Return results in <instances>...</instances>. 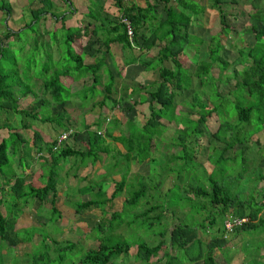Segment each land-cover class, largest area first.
<instances>
[{
	"label": "trees",
	"instance_id": "obj_1",
	"mask_svg": "<svg viewBox=\"0 0 264 264\" xmlns=\"http://www.w3.org/2000/svg\"><path fill=\"white\" fill-rule=\"evenodd\" d=\"M36 1L37 0H27L29 20L17 31L6 29L1 37L2 40H5L4 43L11 42L13 44V41L15 43L21 36H25L26 39H24L22 47L20 48V50H23L24 45L31 43L30 39H28V30L34 32L33 27H36L38 22L46 15L53 17V13L50 12L52 9L50 0H38L43 8L34 10L31 6L32 3ZM105 1L106 0H91V6L88 8V12L85 16L88 21L90 20L91 22L82 23L74 28L61 27L60 29H51L47 33V45L51 44L53 50H56L55 61H53L52 56H49L47 53V57L39 58L40 52L37 50L38 41L36 40V42L33 43V47L29 46L28 49H32L36 57L32 55V60L27 57L25 66L19 73L16 68V60L6 57V51L9 49H6L4 47L5 44H2L0 41V173L2 174V167H7L8 170V172H4L7 173L8 176H5L3 183L0 181V206H2L4 202V196H6V198L9 197L10 202H12L15 208L18 206V200L21 201V205H24L27 199L31 198L38 201V206H40V204L43 205L44 202H47V199H49L48 205L50 207L51 216H54L57 214L55 203L58 197L57 185L60 181L56 170H60H58V166L61 167V161L66 158H72L76 166H83L87 163L93 166L95 163L107 159L108 157L109 163L106 165L107 167L104 172L102 183L91 186L87 185L81 192H76L82 195L90 193L94 198V200H86L74 204L73 210L76 214L87 209L95 208L103 212L101 215L102 218L105 216L108 217L107 221H105L104 218L102 219V223L94 227L98 232L97 247L95 249H88L78 262L84 264H111V260L114 257L120 256L121 254L126 256L129 248L133 246V259L136 264H149L151 258H155L158 254L160 256L158 259H162L163 264H217L216 257L223 253L224 250L222 249L228 245L227 236L232 235L235 238L243 240V235L258 237L264 233V214L261 215L264 212V192L260 202L255 203L250 199H244L241 197L240 193L233 192L214 179L212 173L210 176H207L206 186L199 184L187 188V192L192 193L193 197L200 198L199 202H195L192 197H184L182 194L179 198L180 200L186 199L190 202L187 205L184 204L181 210L187 208L186 215L190 216V218L185 217V220H191V222L186 223L188 221H178V223L167 232V229H165V226L161 223V211L168 210L174 215V211L178 206L164 207L162 204L158 203L152 204L141 212L131 216L126 223V227H133L132 224L137 219H141L139 227L144 228L145 231H149V234L151 233L154 238H158V241L153 246H148L146 243L139 240L133 243L127 241L121 242L120 240L116 241L112 239V236H110L111 234L107 233L123 224L122 215L124 211L127 212V207L136 205L141 198L146 196L152 197L149 198V202H152L153 198H156L151 191H155L157 186L155 185L152 187L153 185H147L143 183V180H152L154 177H159L158 179L161 178L160 180L162 182L165 173H160L157 176L153 175V173H150L149 176L138 175L135 178L138 180V187L126 196L125 204H123L124 211L107 212L106 214L103 208L105 206L110 208L113 200L120 195L123 188H128L127 186H130L126 184V176L130 171V164L132 162L135 168L147 159L148 163L152 161L153 158H151L150 153L154 148V141L157 139L156 134H154L156 133L155 128L157 126L165 127L173 122H178V124L182 125V132L180 131L182 134L177 137L179 138V144L174 145V148L177 149L176 153L169 154L171 159L169 165H171L172 162L180 161L182 158L181 154L185 156L188 162L191 161L187 150L188 147L184 144L185 139L187 137L189 138L190 135L200 136L204 131L201 127H203L205 123V117L211 114L217 115L216 111L218 108L213 107L214 105L209 102V99L212 94L214 99L222 97L218 92V87L227 84L230 81V77L232 79L236 78L237 75H234L235 72H233L234 74L231 73V76L221 73L226 71L230 65H240L242 66V70L238 75L239 78L234 81L233 89L228 91L226 95L224 93V95H231L234 92L237 93L238 90H243L246 96L256 101V105L247 107L239 103L234 104L232 116L236 118L238 124L243 125L237 132H231L234 123L230 122L231 124H229L227 122H220L213 133H206V136L211 137L212 140L218 141V143L223 145L219 150V157L216 162L223 159L227 160L228 157H224L223 154L235 146L238 134L252 128L249 121L254 111L260 112L261 115L257 120L261 119V125L264 129V122H262V118L264 117V0H244L247 1L252 10V12L247 14V17L252 21L248 31L252 33L253 43L248 48L238 49L237 57L230 63L221 55L224 47L222 42H220V36L226 37L229 32L232 31L228 21L230 14L222 8V4H235L236 0H207L208 9L214 10L217 13L220 28L217 34L209 37L206 57L204 56L203 59H200L197 54L198 48H196L195 45L198 46L201 41L198 37L192 35L191 23L193 21L192 18L202 14V11L206 7L205 5L200 6L191 0H160L164 5V19L163 21H158L160 18L159 15L154 12L153 6L140 9L137 6L124 3V0H109L111 6H114L116 10L117 16L115 17L113 13L111 15L103 10ZM176 7H179L181 11H177ZM11 10L12 8L7 1L0 0V12L4 16V21L10 18L12 14ZM120 15L127 18L130 22V26L133 30L131 41H128L124 27L118 21V16ZM61 21H63V17H61ZM156 21H158L157 24L152 23ZM59 30L64 36L62 45L65 46V51H62L60 48L61 42L58 40V37L60 38L62 35L56 36V31ZM101 32H105L107 37L112 36V39L108 38L105 42L104 47H106V49H108L110 43L119 44L122 50L134 49L136 51V56L128 60V63L137 62L145 69L155 70L156 80L149 85L150 87L137 85L136 90L133 88L131 93L133 96L136 95L135 97L138 98V100H136L137 102L147 104L149 114L144 124L140 127L129 123L127 130L128 135H122L121 133L117 136H113L111 131L115 127L114 122H107L104 124L99 118L91 124L84 125L83 127L86 130V148L83 151L76 147L68 146L67 144H61L56 149H53L57 138H53L50 143H42L40 137L35 134L32 146L35 151L39 153L42 152L47 157L40 165L39 170H41V173L31 174L34 178L37 176L45 180L41 187L35 188L31 183L25 182V178L28 176L26 167H28L29 162L24 163L25 170H19L21 158L25 156L23 152H20V146L24 143L21 131L30 129L28 127L29 122H54L59 128L58 135L69 131V127L76 124V121L74 123L71 121L65 108L67 97L63 98L61 95L62 92L67 94V90L68 93L69 91L72 93L81 92L83 87H85L93 92L99 87L101 93L103 92L102 100L96 102L99 108L103 106V98L111 101L112 104L110 107L125 102L123 98L126 93L123 91L130 84L127 81L123 82L120 94L124 93V96H121L117 100L111 99L110 93L114 84V77L106 75L104 79H102L99 74L100 68L102 67L101 62L97 61L93 64L85 65L79 55V53H82L80 46L77 44L79 40H81L83 36L85 39H88L87 41H89L91 37H95L94 42H98L97 40L101 36H104ZM152 48L157 49L153 56L146 57L142 53L143 50L148 52ZM79 49L80 52H78ZM190 49L194 50L191 63L195 70L193 71V75H196L197 79L195 86L191 89H187L182 86V81L185 83L187 80L184 79L181 72L186 71L183 69L182 59L185 57V51ZM43 54H45V52H43ZM35 58H37V61H34ZM37 63L41 64L40 70L32 76L31 68H36ZM163 63H165V66ZM30 64H32L31 67ZM214 68L218 70V76L216 77L212 73ZM117 74L120 75V72L118 71ZM32 78L40 82L38 87L40 91L39 94L44 96L47 95L48 98L41 100L39 104H35L31 110L27 111L19 108L18 100L28 95L32 98H36L37 94L33 90L35 85L30 83ZM188 78L191 79V75L188 76ZM80 79H85L88 86H83L80 91H71L70 86ZM205 82L213 84V87H215L214 92L213 90L211 92H206L204 90L203 85ZM140 91L143 92L144 95L147 93V100L139 93ZM204 95L207 97L208 101L204 100L205 102H201L200 97ZM187 98H189L190 101L186 102ZM227 100L228 98L225 97L226 102ZM70 102H72V100ZM182 102H184L183 106L190 110H188L189 113L197 115L195 120L187 116H181L175 112L176 107ZM56 106H59L60 112L63 113L58 114L55 112L54 108ZM45 107L46 109L48 107L49 110L46 112L41 111V108L45 109ZM201 110H203L202 112L205 111V113H202ZM159 119L165 121L164 125L160 124ZM228 120L230 121L229 118ZM101 124L103 128L93 132L89 131L90 126L96 125L100 128ZM248 127L250 128L246 129ZM240 129L242 130L241 132H239ZM227 131H229L231 137L228 141H225V133ZM106 139L112 142H118L123 147L124 153L115 148L108 149L107 142L105 141ZM239 148H241L242 154L245 153V145H239ZM102 154H104L103 158L101 157ZM17 155L19 156V158H17L18 162L16 161V165L14 166L11 159L13 160ZM116 155L119 159L115 157ZM235 159L236 157L232 156L231 160L235 161ZM120 162H124L122 165L123 167L119 164ZM46 169L48 170L47 174H44L43 170ZM77 169H79L78 166L76 167L75 173L72 174L74 178L77 177ZM17 170H19V173H17ZM112 174H119L120 180L113 183L112 191L106 196L101 186L105 178ZM65 175H68V172L65 173ZM258 178L262 180L263 176L260 174ZM178 180H180V175H177L175 181ZM172 186L166 194H162V197L169 194ZM162 207H164V209ZM159 209H161V211H158L156 214H151ZM201 213H204L205 217L200 222L192 220L195 214L200 215ZM243 218L246 219L244 224L234 227L230 233L224 231L222 226L224 220ZM116 219H118V221H115ZM13 220L14 217L12 218L8 216V214H0V242L6 243L9 247H14L18 243L24 242V239L19 238L18 234L14 232L13 226L15 220ZM217 220L219 226L213 229L212 227ZM104 224L106 225L104 226ZM105 227L108 229L104 230ZM197 227L203 230L207 229L208 232L210 231V239L207 242H203L199 238ZM13 234L15 237H13ZM167 238L169 241L167 244L170 250L175 251L174 253L164 248ZM52 243L53 245H57L56 242L52 241ZM68 244L70 245L68 247L75 246L71 243ZM261 248H264V244ZM240 251L244 253V260L241 264H258L257 261L264 262V252H260V246L252 245L251 242L248 243L244 241L240 247ZM224 253L227 254L228 252L225 250ZM222 259L227 262L225 257Z\"/></svg>",
	"mask_w": 264,
	"mask_h": 264
},
{
	"label": "rangeland",
	"instance_id": "obj_2",
	"mask_svg": "<svg viewBox=\"0 0 264 264\" xmlns=\"http://www.w3.org/2000/svg\"><path fill=\"white\" fill-rule=\"evenodd\" d=\"M5 1L10 4L12 8V14L10 18L5 19L4 21V16L0 12V41L2 42V44H5L4 47L6 49H9L6 51V57L8 59L13 58L16 60V68L18 72L20 73L25 66L27 57H29L30 60H32V55L36 57V55L33 54L34 52L32 51V49L28 50L29 46L33 47V43H35L36 40L38 41L37 50L40 52L39 58H43L45 56L47 57V54H49V56H52L53 61H55L56 50L53 53L51 44L47 45V41L44 40L45 37L42 38V35L44 34L43 31L46 30L48 24L47 22L49 21L48 17H46V20H44L43 23H39L38 28L37 26L33 27L34 32L28 30V39H30L31 43H27L26 45H24L23 50H20V48L22 47L24 39H26L25 36H21L19 40H16L17 43H14V41L13 44L11 42L4 43L5 40H2L1 37L6 29L17 31L23 26L24 23L29 20V14L27 13V0ZM36 6V2H34L32 3L31 7L35 8ZM38 7L43 8L41 3L38 4ZM222 8L228 14H230V16L228 17V21L230 27L232 28V31H230L228 36L226 37L220 36V42H222L224 47L221 55L230 63L233 62V60L237 57L238 49L248 48L253 43L252 33L248 31L252 21L247 17V14L249 12H252V10L247 1L244 0H236L235 4H222ZM200 17V20L192 25L191 31L193 32L192 35L198 37L201 41V43L198 46L195 45V47L198 48L197 54L199 58L203 59L204 56L206 57V48L209 43V37L219 32L220 25L218 22L217 13L214 10H209L207 14H204L203 16L201 15ZM103 34L104 37L107 36L105 32ZM58 35H62V32L60 30L56 31V36ZM58 40L61 42L60 48L62 49V51H65L66 48L64 45H62L64 36L62 35V37H58ZM89 47L91 48V46ZM92 47H94V45ZM193 51L194 50L192 49L186 50V58L184 57L182 59L183 69L187 71V74L186 71L181 72L182 76H184V79L187 80L185 83L184 81H182V86L187 89H191L192 87H194L197 79L196 75H193V71L195 70L193 64L191 63ZM43 52H45V54H43ZM79 55L81 56L82 60L85 61V56L83 55V53H79ZM34 61H37V58H35ZM31 65L32 64H30V67ZM36 65V68H31L32 76H34V74L38 73V71L40 70L41 64L37 63ZM163 65L165 66V63H163ZM151 66L154 67L153 65ZM241 70L242 66L240 65H230L226 69V71H223L221 73H225L227 76H231V73L235 72V74H233L237 75L235 78L237 79L239 78L238 75ZM217 71L218 70L216 68L212 70V73L215 77L218 76ZM190 75L191 79L188 78V76ZM146 78L148 80H146L145 83H149V77ZM142 79L144 81L143 77L137 78V80L139 81H142ZM235 79H232L230 77V81L227 84L218 87V92L222 97L214 99L213 94L210 96L209 102L214 105L213 107H216L218 109L216 111L217 115L211 114L205 117V123L203 124V127H201V129L205 132L203 131L200 136L190 135L189 138L187 137L185 139L184 144H186L188 147L187 150L190 155L191 161L188 162L185 159V156L181 154L182 158L180 159V161L172 162L171 165H169V161H171L169 154L176 153L177 149L174 148V145L179 144V138L177 137L182 134L180 133V131L182 132L181 124H178V122H173L165 127L157 126L155 128L156 133L154 134H156L157 139L154 141V148L152 149L153 152L150 153L151 158H153L152 161L149 163L147 161H144L142 164L138 165L135 168L132 164L133 162L130 164V171L126 176V184L130 186H127L128 188H123L120 195H118L113 200L112 206L110 208H108V206H105L103 208L104 213L107 214V212L111 213L114 211H124L123 204H125L127 198L126 196L138 187V180L135 179L138 175L149 176L150 173H153V175L157 176L160 173H165V177L162 182L160 180L161 178L158 179L159 177H154L152 180H143V183H146L147 185H153L152 187H154L155 185L157 186L155 188V191H151L156 198H153L152 202H149V198L151 196H146L141 198L136 205L127 207V212L124 211L122 215L123 224L107 233L111 234L110 236H112V239L116 241L120 240L121 242L127 241L129 243H133L139 240L143 241L148 246L155 245L158 241V238H154L151 233L149 234V231H145L144 228L139 227L141 219H137L132 224L133 227H126V223L129 221L131 216H133L135 213L141 212L143 209L155 203L162 204L164 207L176 205L178 207L175 206L177 209L174 211V215L168 210L161 211V209L151 213L156 214L158 211L162 212L161 223L165 226V229H167L168 232L173 228L174 225L178 223V221L186 222L188 220H185V217L190 218V216L186 215L187 208H183L181 210L184 204L187 205L188 203H190L186 199L180 200L179 198L181 194L184 197H192L194 198L195 202H199L200 198L193 197L192 193L187 192V188L189 186H197L199 184L206 186L207 176H210L212 173L214 179L219 181L222 185H225V187L231 189L233 192L240 193L242 198L247 200L250 199L255 203L262 200V195L264 192V129L261 125V119L257 120V118L261 115L260 112L258 113L254 111V113L250 116L251 118L249 121L252 125V128L246 132L238 134L237 141H235V146L231 150H227L223 154L224 157H228L227 160L223 159L216 162L217 158L219 157V150L221 147H223V145L218 143V141L212 140L211 137L206 136V133H213L220 122H227L229 124H231L230 122L234 123L231 128V132H237L238 129L243 125L238 124L236 122V118L232 116L234 104L239 103L247 107L250 105H256V101L253 98L246 96L243 90H238L237 93L234 92L231 95L225 96L228 91L233 89ZM30 83L32 85H35L33 90L37 94L36 98H32L28 95L18 100L19 108L25 109L27 111L31 110L35 104H39L41 100L48 98L47 95L44 96L39 94L40 91L38 87L40 82L38 80L32 78ZM129 84L133 86L132 81H129ZM147 87L150 86L148 85ZM75 88L74 86H72L70 90H81H75ZM133 88L134 90H136V83L134 84ZM203 88L206 92H211L212 90L214 92L215 87H213L212 83L205 82ZM101 94L102 93L99 90V87L93 92L83 87V90L81 92L72 93L69 91L68 93L67 90V94L65 92L61 93L63 98L67 97V104L65 106L66 112H68L73 123L76 121V124H73L72 127H69L70 130L67 131L71 132L68 140L69 142H73L72 146L76 147L79 150L83 151L86 148L85 144L84 146H82L80 143L82 140L84 141V139H86V130L83 126L93 123V121H96L98 118L102 119V116L106 114V111L104 109L99 108V106L97 107L96 105V102ZM225 97L228 98L227 102L225 101ZM200 98L201 102H205L204 100L208 101L205 95L201 96ZM144 99L147 100V93L144 96ZM71 100L72 102H70ZM188 101H190L189 98H187L186 102ZM111 104L112 103L109 99L104 100L103 105H105L106 107ZM207 104L209 105L208 102ZM183 105L184 102L179 104L176 107L175 112L181 116H187L188 118L195 120L197 115L189 113V109L187 107H184ZM70 106H78L81 108L75 109L71 108ZM47 110H49L48 107L47 109L46 107L45 109L41 108V111L43 112H46ZM54 111L58 114L63 113L60 112L59 106H56L54 108ZM202 111L203 110H201V112ZM202 113H205V111ZM128 118L131 117L128 116ZM228 118L230 119V121L228 120ZM115 119H121V117H117ZM124 120L125 119L122 118V122H124ZM262 122H264V117L262 118ZM127 126L128 124L126 125L121 122L118 125L119 129L124 131L126 130ZM28 127L30 128L29 130L21 131V133L23 134L24 143L20 146V152H23L25 156L21 158V166L19 167V170H25L24 163L29 162L28 167H26V173L28 174V176L25 178V182L31 183L35 188H37L41 187L45 180L40 179L37 176L34 178L31 176V174L41 173V170H39L40 165L42 164L44 159H47V157L44 153L35 151L34 147L32 146L33 139H35V134H37L42 140V143H50L53 138L59 136V128L54 122L40 123L39 121L29 122ZM101 128H103L102 124L100 128L94 125L90 126L89 131L93 132ZM249 128L250 127L246 129ZM241 131L242 130L240 129L239 132ZM113 135H117L116 131L115 133H113ZM230 137L231 135L229 134V131H227L225 133V141H228ZM105 141L109 140L106 139ZM238 144L246 146L245 153H241V148H239ZM114 146L120 152H123L120 144L111 141L109 143L107 142L108 149L115 148ZM232 156L236 157L235 161L231 160ZM101 157L103 158L104 156L101 155ZM115 157L119 159L117 155ZM17 158H19L18 155L13 160L11 159L14 166L16 165V161L18 162ZM108 163L109 159L107 157V159H103L100 162L95 163L94 165L96 168L90 167L88 166V164H86L84 168H80V170L77 171V175H79V177L69 178L70 175L75 173L76 167H68L71 165V162H69V159L64 160L63 164L65 165H60L61 167L58 166V170H60H56L60 181L57 185L58 197L55 203L57 214L54 216H51L50 207L48 205L49 199H47V202H44L43 205L40 204V206H38V201L31 198L27 199V202L24 205H21V201L18 200V206L15 208L12 202H10L9 197L6 198V196H4V202L2 206H0V214H8V216H11L12 218L14 217V232L18 234L19 238H23L24 242H20L14 247H9L6 243L0 242V264H84L78 261L85 255V252L88 249H95L98 245V232L96 229H94V227L102 223V219L104 218L105 221H107L108 217L105 216L104 218H102L101 215L103 212L95 208L87 209L85 211H82L81 213L76 214L73 210L74 204L84 200H94V198L90 193H87L86 195L75 194L74 189L70 186L67 187V185H69L68 182H70L71 186L75 187H78L80 185L82 186V184L83 186L91 184H101L103 181L102 179L104 178V172L106 171V165ZM123 163L124 162H120L119 164L122 166ZM19 170H17V173H19ZM1 171L2 174L0 173V181L3 183L5 176H8L7 173H4L5 171L8 172L7 167H2ZM47 171V169L43 170L44 174H47ZM64 172H68V175H65ZM260 174L263 176V180H260L258 178ZM177 175H180V180L175 181L177 179ZM83 177L84 179H82ZM119 180V174L108 175L105 178V181L102 184L101 188L102 191L106 193V196H108L112 191L113 183L118 182ZM64 185L67 187L66 189L63 188ZM171 186L172 189L170 190L169 194L162 197V194H166ZM164 207L162 208L164 209ZM263 214L264 212L261 215ZM204 217V213H201L200 215L195 214L192 220L200 222ZM115 221H118V219H116ZM189 222H191V220L186 223ZM245 222L241 223L240 226ZM105 225L106 224H104V226ZM218 226L219 223L217 220L212 228L216 229ZM107 229L108 228L105 227L104 230ZM209 232L207 231V229L203 230L202 228L197 227V233L199 235V238L203 242H207L210 239ZM13 237H15L14 234ZM226 238L228 241V245L222 250H224V252L226 250V252L228 253L225 254L224 252H220L221 254L216 257L217 264H241L244 260V253L240 251V247L244 241L248 243L251 242L252 245L260 246V252H264V248H261L264 244V233L259 235L258 237H249L243 235V240L235 238L232 235L227 236ZM52 241L56 242L57 245H53ZM68 243H71L75 246L68 247L70 246ZM167 243H169L168 238L165 241V250L174 253L175 251L170 250V247ZM133 252L134 247L132 246L129 248L126 256L121 254L120 256L114 257L111 260L112 263H110L136 264L133 259ZM159 257L160 256L158 254L155 258H151L149 264H163V260L158 259ZM224 257L227 262L223 261L222 258ZM257 262L258 264L264 263L262 261Z\"/></svg>",
	"mask_w": 264,
	"mask_h": 264
},
{
	"label": "crops",
	"instance_id": "obj_3",
	"mask_svg": "<svg viewBox=\"0 0 264 264\" xmlns=\"http://www.w3.org/2000/svg\"><path fill=\"white\" fill-rule=\"evenodd\" d=\"M191 1L196 2L200 6H202V5L206 6L204 8V10L202 11V14H201L202 16L204 14H207V12L210 10L207 7L208 6L207 0H191ZM50 2L52 4V9L50 10V12L53 13V17H50V15H46L37 24V28H38L39 23H43V21L46 20V17L49 18V21L47 22L48 24H47L46 30H44V31L42 30L44 33L42 35V38L45 37L46 38V39L44 38L45 41H48L47 33L51 29H60L61 27H63V28H74V27L81 25L82 23L91 22L90 20L88 21V19L85 17L87 12H88V8H90V6H91V0H50ZM124 3H126L128 5L137 6L140 9H144L147 6H153L154 12H156L157 15H159L160 19L158 21H163V19H164V7H163L164 5L160 0H126V1H124ZM38 4H39V1L37 0L36 1L37 6L35 8H32V9L39 8ZM77 6H79V7H77ZM103 10L106 13H109L111 15L113 13V15L115 17L117 16L116 10H115L114 6H111V4L109 3V0H106L104 2ZM176 10L181 11V9L179 7H176ZM201 15H198L197 17L192 18L193 21L191 23V28H192V25L194 23H196L197 21L200 20ZM61 17H63V21H61ZM158 21L152 22V23L157 24ZM90 24H92V23H90ZM108 38L112 39V36H109V37L101 36L97 40L98 42H94L95 37H91L89 39V41H87L88 39H85V37L83 36L77 44L80 46L81 52L84 53V56H85V61H83V64H85V65L93 64L94 62L100 61L102 67L100 68L99 74L101 75L102 79H104V77L106 75H108V76L110 75V76L114 77V84L112 86L111 93H110L111 99L117 100L121 96H124V93L120 94V92L122 91L123 82H125V81H127L128 83H129V81L133 82V86L128 85L127 88L124 89V91H123L126 93V95L123 98L125 101L124 103H122L120 105L117 104V105L111 106V107H110V105L108 107H106L105 105H103L101 107L102 109H104L106 111V114L104 116H102V119H101L102 122L104 124L107 122H111V123L114 122L115 127L111 131L112 135H113V133H115V131H116L117 135H119L121 133H122V135H128V131H127L128 126H127L126 130L124 131V130L119 129V127H118L119 123L121 122V123L126 124V125L131 123L134 126L140 127L144 124L145 119L148 116L147 114H149V108H148L147 104L137 102L136 100H138V98L131 95L134 84L136 83L139 86L151 85V83L154 80H156V78L154 76L156 74H155V70L145 69L144 67H142L137 62L128 63V60H130L132 57L136 56V51L134 49L122 50L120 45L117 43H110L108 45V49H106V47H104V46H105V42ZM93 45H94V47H92ZM89 46H91V48ZM80 49L78 50V52H80ZM156 50H157L156 48H152L148 52L143 50L142 53L146 57L147 56H153L155 54ZM118 71L120 72V75L117 74ZM138 77H143L144 81H143V79H142V81L137 80ZM146 77H149V79H150L149 83H145V81L148 80ZM87 84L88 83H87V81H85V79L84 80L80 79L79 81H76L75 83H73L70 86V89L72 86H74V88L76 87L75 90H80V89H82L83 86H85ZM139 93L143 97L145 96L143 94V92L140 91ZM101 96H103V92H102ZM101 96H99L97 101L102 100ZM103 100H105V98H103ZM134 101H136V102H134ZM102 103L104 104V101ZM71 108L76 109V108H81V107L75 106V107H71ZM128 116H130L131 118H128ZM117 117L118 118L121 117V119H115ZM122 118L125 119L124 122H122ZM142 120H143V122H142ZM127 122H129V123H127ZM159 122H160V124L165 123V121L162 119H159ZM117 135H113V136H117ZM55 138H57V136ZM110 141L111 140L106 141V142L109 143ZM84 142H86V139H84V141L82 140L80 142L82 146H84V144H85ZM114 143H118V142H114ZM65 144H67L68 146H72L73 142H69V140H68ZM115 149L118 150L116 147H115ZM122 149H123V147H122ZM122 153H124V149H123ZM102 155L104 156V154H102ZM68 159H69V162H71V165L68 167H75L76 165L73 163L72 158H66L64 160H68ZM64 160L61 161L60 165H65V164H63ZM145 161L148 162V159ZM87 164L90 167L96 168L95 165L92 166L89 163H87ZM77 166L79 168L77 170H80V168H84L86 165H83V166L77 165ZM71 177H72V175H70L69 178H71ZM77 177H79V175H77ZM69 178H68V180H69ZM82 179H84V177ZM80 180H81V178H80ZM68 183H69V185H67V187H69V186L72 187L74 189L75 194H77L76 193L77 191L81 192L87 186V185L83 186V184H82V186L80 185L78 187H75V186H71L70 182H68ZM91 185H88V186H91ZM67 187L65 185L63 186L64 189H66ZM79 192H78V194H79ZM84 201H86V200H84Z\"/></svg>",
	"mask_w": 264,
	"mask_h": 264
},
{
	"label": "built area",
	"instance_id": "obj_4",
	"mask_svg": "<svg viewBox=\"0 0 264 264\" xmlns=\"http://www.w3.org/2000/svg\"><path fill=\"white\" fill-rule=\"evenodd\" d=\"M124 1H126V0H124ZM118 21L121 25H123L124 30H125V35H126L128 41H131L132 35H133V30L130 26V22L128 21L127 18H125L121 15L118 16ZM70 133L71 132H63L62 134H60L56 139L55 147L53 149H56L62 143L66 142L68 140ZM245 221H246V219H244V218L243 219H226L222 222L223 223L222 226H223L224 231L226 233H230L234 227L240 226V224L245 222Z\"/></svg>",
	"mask_w": 264,
	"mask_h": 264
},
{
	"label": "clouds",
	"instance_id": "obj_5",
	"mask_svg": "<svg viewBox=\"0 0 264 264\" xmlns=\"http://www.w3.org/2000/svg\"><path fill=\"white\" fill-rule=\"evenodd\" d=\"M67 141H68V140H67ZM67 141H66V142H67ZM66 142H64V143H62V144H65Z\"/></svg>",
	"mask_w": 264,
	"mask_h": 264
}]
</instances>
